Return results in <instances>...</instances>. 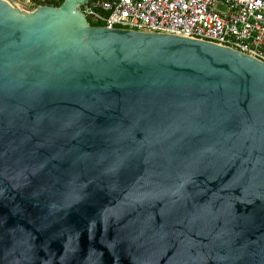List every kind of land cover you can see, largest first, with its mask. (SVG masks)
<instances>
[{"label":"water","instance_id":"95a60500","mask_svg":"<svg viewBox=\"0 0 264 264\" xmlns=\"http://www.w3.org/2000/svg\"><path fill=\"white\" fill-rule=\"evenodd\" d=\"M0 0V264H264V63Z\"/></svg>","mask_w":264,"mask_h":264},{"label":"built area","instance_id":"2783aa9c","mask_svg":"<svg viewBox=\"0 0 264 264\" xmlns=\"http://www.w3.org/2000/svg\"><path fill=\"white\" fill-rule=\"evenodd\" d=\"M37 8L62 0H22ZM91 27L164 34L210 42L264 63V0H87Z\"/></svg>","mask_w":264,"mask_h":264},{"label":"trees","instance_id":"16d2710c","mask_svg":"<svg viewBox=\"0 0 264 264\" xmlns=\"http://www.w3.org/2000/svg\"><path fill=\"white\" fill-rule=\"evenodd\" d=\"M62 1H64V0H62Z\"/></svg>","mask_w":264,"mask_h":264}]
</instances>
